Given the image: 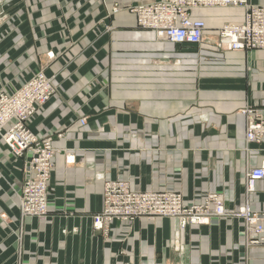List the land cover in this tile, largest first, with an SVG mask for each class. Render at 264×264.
Listing matches in <instances>:
<instances>
[{
  "label": "crops",
  "instance_id": "0c3cea01",
  "mask_svg": "<svg viewBox=\"0 0 264 264\" xmlns=\"http://www.w3.org/2000/svg\"><path fill=\"white\" fill-rule=\"evenodd\" d=\"M155 1L0 0V91L38 72L53 78L56 92L29 127L57 150L47 217H22L28 153L0 140V264H264V244L246 249L236 218L181 231L176 218L142 216L114 220L106 234L93 229L106 180L176 192L188 204L218 192L227 211H264V179L244 189L246 170L264 163V139L246 142L241 113L264 106V49L214 45L245 8L191 9L210 40L179 46L137 27L131 9Z\"/></svg>",
  "mask_w": 264,
  "mask_h": 264
},
{
  "label": "built area",
  "instance_id": "2783aa9c",
  "mask_svg": "<svg viewBox=\"0 0 264 264\" xmlns=\"http://www.w3.org/2000/svg\"><path fill=\"white\" fill-rule=\"evenodd\" d=\"M243 6L242 22H228L217 30L215 47L220 50L264 49V4L249 0H158L131 9L136 14L137 27L151 32L157 40L179 46H199L210 40L203 20L193 19L190 10L198 7ZM116 8L114 7V10ZM56 92L53 78L36 73L13 93L0 91V140L16 156L28 153L24 166V182L18 196L22 217L48 215V188L57 150L53 137L40 136L29 127L30 119ZM245 116V140L260 143L264 139V106L242 108ZM85 124V118L79 119ZM61 137L62 133L56 134ZM66 162H75L67 155ZM264 179V163L248 168L244 189L255 192ZM142 216L176 218L181 231L188 226H203L213 219L236 217L243 221L247 244H264V211H254L248 203L236 211H227L222 194L211 192L201 203H185L181 194L171 191H134L123 180H106L103 186V206L93 215L92 226L107 233L111 222H131Z\"/></svg>",
  "mask_w": 264,
  "mask_h": 264
},
{
  "label": "rangeland",
  "instance_id": "374dc122",
  "mask_svg": "<svg viewBox=\"0 0 264 264\" xmlns=\"http://www.w3.org/2000/svg\"><path fill=\"white\" fill-rule=\"evenodd\" d=\"M245 194H246V192H245ZM230 218H236V217H230ZM236 219L241 220V222L243 223L242 219H240V218H236ZM243 230H244V225H243ZM244 243H245V245L247 247L246 249H248V250L251 249V248H253L254 246L260 245V244H257V245L247 244L245 239H244Z\"/></svg>",
  "mask_w": 264,
  "mask_h": 264
}]
</instances>
